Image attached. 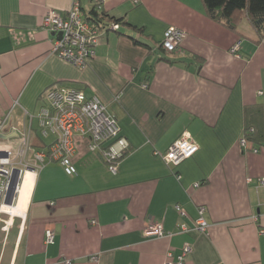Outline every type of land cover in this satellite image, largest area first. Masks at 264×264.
I'll list each match as a JSON object with an SVG mask.
<instances>
[{
    "label": "crops",
    "instance_id": "crops-1",
    "mask_svg": "<svg viewBox=\"0 0 264 264\" xmlns=\"http://www.w3.org/2000/svg\"><path fill=\"white\" fill-rule=\"evenodd\" d=\"M75 2L84 15L96 4L0 0V150L18 151L29 133L23 159L32 166L24 213L0 214V264L175 263L186 242L184 264H264V38L246 18L237 30L214 21L203 0H102L104 23L120 19V28L99 29L82 68L59 57L57 35L42 28L50 10L65 15ZM170 26L186 31L172 53L160 46ZM55 84L98 95L118 119L130 147L116 174L88 137L73 157L77 175L50 157L34 169L36 153L55 141L39 125ZM186 132L200 147L192 158L173 166L155 154ZM201 206L207 231L179 233L181 223L195 226ZM152 223L173 236H148Z\"/></svg>",
    "mask_w": 264,
    "mask_h": 264
},
{
    "label": "built area",
    "instance_id": "built-area-1",
    "mask_svg": "<svg viewBox=\"0 0 264 264\" xmlns=\"http://www.w3.org/2000/svg\"><path fill=\"white\" fill-rule=\"evenodd\" d=\"M102 0H99L101 3ZM136 4L139 0H134ZM42 28L52 31L57 35L53 51L59 57L68 62L85 68L96 54V45L99 42L97 29L85 20L81 6L75 2L71 10L63 15L55 10H50L44 17ZM111 28L117 30L120 24L113 23ZM59 34L61 36L59 37ZM22 35V34H21ZM19 35H16V37ZM186 36V31L176 26H170L161 43L162 47L169 51H176ZM17 39H22L17 37ZM239 44L232 48V52L238 51ZM44 105L39 114V125L43 137L53 136L55 141L48 152H37L36 160L43 165L45 159L58 161L70 176L78 174V169L73 162L78 149L80 138L90 139L89 150L93 154L100 155L107 163L111 173L116 174L120 161L129 151L128 140L121 135V128L118 119L112 115L107 105L96 95H88L83 89L63 84H55L48 88L43 95ZM3 123H0V131ZM29 133H25L22 138V148L18 151L0 150V214L7 213L5 206L14 205L16 194L19 189L20 180L25 170L31 168L29 164H24L27 146L29 143ZM242 147H247V139H241ZM199 144L189 132L184 133L173 142L164 153L155 152L161 156L168 164L179 166L185 160L192 158L199 150ZM259 152L260 149H253ZM6 153V155H5ZM13 155L15 157L13 158ZM19 171H16V169ZM251 181V179H249ZM258 184L264 187V177L259 178ZM182 218L187 217L186 210L181 205L175 206ZM199 217L195 226L190 228L186 223H181L178 227L179 233H189L190 231L206 232L209 223L205 218L206 207H199ZM148 236L157 238L171 237L172 232L165 230L161 223H152L146 229ZM55 232L46 230V242H55ZM193 245L186 242L182 253L178 256L177 262H166L165 264H184L188 255L192 252ZM92 259H97L93 257ZM63 264H72L70 259L63 258Z\"/></svg>",
    "mask_w": 264,
    "mask_h": 264
},
{
    "label": "trees",
    "instance_id": "trees-1",
    "mask_svg": "<svg viewBox=\"0 0 264 264\" xmlns=\"http://www.w3.org/2000/svg\"><path fill=\"white\" fill-rule=\"evenodd\" d=\"M203 2L207 15L214 21L237 30L240 21L246 18L255 29L259 40L264 38V0H203ZM99 9H102V2L99 3V0H96L94 9L88 15L83 14L85 20L90 22L97 31L100 28L112 26V24L104 23L106 15L99 13ZM120 21L116 19L115 23L119 24ZM160 46L164 49L162 45Z\"/></svg>",
    "mask_w": 264,
    "mask_h": 264
},
{
    "label": "bare ground",
    "instance_id": "bare-ground-1",
    "mask_svg": "<svg viewBox=\"0 0 264 264\" xmlns=\"http://www.w3.org/2000/svg\"><path fill=\"white\" fill-rule=\"evenodd\" d=\"M23 178V182L20 184L18 189V198L16 204L4 207L6 212L10 215L23 214L26 209L28 197L32 188V173L27 170Z\"/></svg>",
    "mask_w": 264,
    "mask_h": 264
},
{
    "label": "water",
    "instance_id": "water-1",
    "mask_svg": "<svg viewBox=\"0 0 264 264\" xmlns=\"http://www.w3.org/2000/svg\"><path fill=\"white\" fill-rule=\"evenodd\" d=\"M60 36H61V34H59V37H60ZM17 135H18V134L15 132V133H13V134L3 135V137H4L5 139H9V138L15 137V136H17ZM0 154H3V153L1 152ZM5 155H6V153H5ZM16 171H19V169L17 168Z\"/></svg>",
    "mask_w": 264,
    "mask_h": 264
},
{
    "label": "rangeland",
    "instance_id": "rangeland-1",
    "mask_svg": "<svg viewBox=\"0 0 264 264\" xmlns=\"http://www.w3.org/2000/svg\"><path fill=\"white\" fill-rule=\"evenodd\" d=\"M15 157V155H13V158Z\"/></svg>",
    "mask_w": 264,
    "mask_h": 264
}]
</instances>
